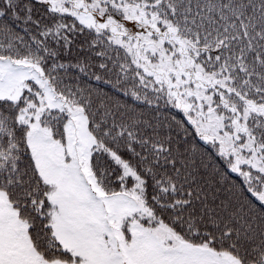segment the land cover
I'll return each mask as SVG.
<instances>
[{"label":"snow or ice","instance_id":"1","mask_svg":"<svg viewBox=\"0 0 264 264\" xmlns=\"http://www.w3.org/2000/svg\"><path fill=\"white\" fill-rule=\"evenodd\" d=\"M0 264H264V0H0Z\"/></svg>","mask_w":264,"mask_h":264}]
</instances>
